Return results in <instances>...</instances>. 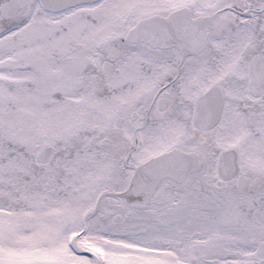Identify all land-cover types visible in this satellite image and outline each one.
I'll return each instance as SVG.
<instances>
[{
	"label": "snow or ice",
	"instance_id": "snow-or-ice-1",
	"mask_svg": "<svg viewBox=\"0 0 264 264\" xmlns=\"http://www.w3.org/2000/svg\"><path fill=\"white\" fill-rule=\"evenodd\" d=\"M0 264H264V0H0Z\"/></svg>",
	"mask_w": 264,
	"mask_h": 264
}]
</instances>
